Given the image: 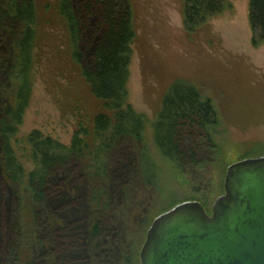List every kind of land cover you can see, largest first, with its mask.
I'll return each mask as SVG.
<instances>
[{
  "label": "rangeland",
  "instance_id": "rangeland-1",
  "mask_svg": "<svg viewBox=\"0 0 264 264\" xmlns=\"http://www.w3.org/2000/svg\"><path fill=\"white\" fill-rule=\"evenodd\" d=\"M33 2L37 14L33 88L14 141L27 172L33 170L28 160L29 135L40 132L70 146L82 122L92 130L93 119L104 113L103 103L92 96L80 68L71 58L68 30L59 11L60 0ZM129 3L135 40L128 101L147 119L145 148L153 162L154 187L142 183L140 157L137 150L129 147L110 157L111 179L106 186L109 207L104 210L92 208L86 201L90 181L81 167H72L73 172L70 168L56 177L53 197L57 201L44 220L47 228L42 235L45 241L50 236L56 238L57 244L66 248L62 264H76V259L82 264H99L89 253L98 243L90 245L91 241L85 238L95 218H100L104 226L100 242L104 249L128 245L131 253L122 264L127 260L128 264H141V250L158 216L186 201L201 202L211 215L216 200L225 194L228 168L245 159L264 157V41L254 42L250 1L226 0L221 14L191 33L185 27L181 0H129ZM3 49H9L7 42L0 43V110L5 99L17 103V88L6 92L3 85ZM25 79L20 75L19 84ZM179 81L195 87L204 100L212 103L218 115V124L212 130L217 147L213 161L200 168H189L186 175L165 159L155 143L154 133L163 100ZM11 193L0 168L4 242H8L6 226L10 220ZM30 206L31 198L26 194L18 264L30 263L36 243Z\"/></svg>",
  "mask_w": 264,
  "mask_h": 264
},
{
  "label": "trees",
  "instance_id": "trees-1",
  "mask_svg": "<svg viewBox=\"0 0 264 264\" xmlns=\"http://www.w3.org/2000/svg\"><path fill=\"white\" fill-rule=\"evenodd\" d=\"M181 1L185 27L190 33L226 8V0ZM249 1L254 42L264 41V0ZM59 3L60 16L68 30L71 58L80 68L92 96L103 103L104 113L93 119L92 130L82 122L70 146L46 138L40 132L29 135L26 139L30 147L28 160L33 170L27 172L14 148V141L33 88L37 14L33 0H1L0 43L7 42L9 48L1 51L4 54L3 85L6 92L17 88V103L5 99L0 110V168L12 192L10 220L6 226L8 242H4V225L0 219V264L19 262L26 194L31 198L36 236L29 264H62L67 252L61 247V240L57 244L56 238L50 236L45 241L42 234L47 228L44 220L48 211L57 201L53 197V183L70 168L71 172L74 171L72 167L77 166L85 171L90 181L86 201L97 210L109 207L106 201V186L111 179L109 161L111 155L122 148L137 150L141 181L148 188L154 187L153 162L145 148L147 119L128 101L129 68L135 40L129 0H60ZM20 75L26 78L21 84ZM217 124L218 115L212 103L204 100L195 87L179 81L171 86L163 100L154 128L155 143L165 159L186 175L189 168H200L213 161L217 147L212 130ZM92 220L85 238L91 241L90 245H98L90 248V255L99 264H122L131 248L120 245L114 250L107 251V246L104 249L100 243L104 226L100 218ZM110 255L113 260L108 259ZM76 264H82L81 260L76 259Z\"/></svg>",
  "mask_w": 264,
  "mask_h": 264
},
{
  "label": "water",
  "instance_id": "water-1",
  "mask_svg": "<svg viewBox=\"0 0 264 264\" xmlns=\"http://www.w3.org/2000/svg\"><path fill=\"white\" fill-rule=\"evenodd\" d=\"M224 188L211 215L186 201L158 216L141 264H264V157L231 165Z\"/></svg>",
  "mask_w": 264,
  "mask_h": 264
}]
</instances>
